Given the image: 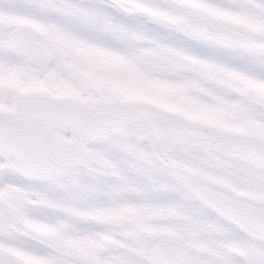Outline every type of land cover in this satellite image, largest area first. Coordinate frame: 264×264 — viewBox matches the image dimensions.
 <instances>
[{"label":"snow or ice","instance_id":"1","mask_svg":"<svg viewBox=\"0 0 264 264\" xmlns=\"http://www.w3.org/2000/svg\"><path fill=\"white\" fill-rule=\"evenodd\" d=\"M0 264H264V0H0Z\"/></svg>","mask_w":264,"mask_h":264}]
</instances>
